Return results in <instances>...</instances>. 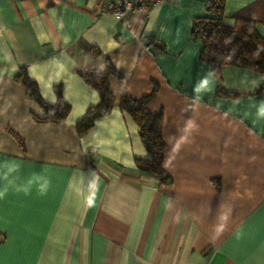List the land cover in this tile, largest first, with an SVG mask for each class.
<instances>
[{
  "label": "crops",
  "instance_id": "1",
  "mask_svg": "<svg viewBox=\"0 0 264 264\" xmlns=\"http://www.w3.org/2000/svg\"><path fill=\"white\" fill-rule=\"evenodd\" d=\"M111 1L0 0V264H264L261 75L222 66L216 93L191 35L206 0L121 16ZM237 19L264 39V0H224L223 22ZM108 65L113 104L79 135L100 101L80 72ZM22 73L42 101L68 105L62 121L43 120ZM147 95L167 183L139 162L138 126L119 106Z\"/></svg>",
  "mask_w": 264,
  "mask_h": 264
},
{
  "label": "trees",
  "instance_id": "2",
  "mask_svg": "<svg viewBox=\"0 0 264 264\" xmlns=\"http://www.w3.org/2000/svg\"><path fill=\"white\" fill-rule=\"evenodd\" d=\"M224 0H206L204 15L195 17L191 35L202 43L200 58L209 66L216 79V93L222 92L220 69L225 65L248 68L261 75L262 83L255 93L264 90V39L256 31L252 21L237 19L234 25H227L222 20ZM116 71L107 66L104 70L81 71V78L99 95L97 105L89 107L84 116L76 123L79 135H84L95 118L108 113L113 96L108 88V78ZM16 80L26 87L28 98L36 101L44 110V121H62L68 112V105L60 97L54 105H49L40 98L36 85L23 73ZM151 95L141 98L121 97L119 106L126 110L138 126V132L148 157L139 162L161 183H167L169 177L162 167L164 142L161 137V117L145 111Z\"/></svg>",
  "mask_w": 264,
  "mask_h": 264
},
{
  "label": "built area",
  "instance_id": "3",
  "mask_svg": "<svg viewBox=\"0 0 264 264\" xmlns=\"http://www.w3.org/2000/svg\"><path fill=\"white\" fill-rule=\"evenodd\" d=\"M161 0H112L106 6V10L117 16H121L134 10L136 12L146 13L151 6Z\"/></svg>",
  "mask_w": 264,
  "mask_h": 264
},
{
  "label": "clouds",
  "instance_id": "4",
  "mask_svg": "<svg viewBox=\"0 0 264 264\" xmlns=\"http://www.w3.org/2000/svg\"><path fill=\"white\" fill-rule=\"evenodd\" d=\"M16 167L17 166L9 167L8 168V172L14 171L16 169ZM39 179H41L43 181L42 184L40 185V194L41 195H45L46 194V189H47V187L49 185V181L47 179L42 178V177L39 178ZM28 184L31 185L32 184V180H29ZM23 190L25 191V193H27L29 189L26 187ZM6 193H7V188L0 189V199H2L6 195Z\"/></svg>",
  "mask_w": 264,
  "mask_h": 264
}]
</instances>
